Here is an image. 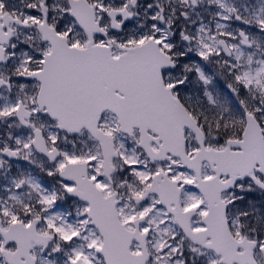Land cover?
I'll use <instances>...</instances> for the list:
<instances>
[{
	"label": "snow or ice",
	"instance_id": "6c2138e0",
	"mask_svg": "<svg viewBox=\"0 0 264 264\" xmlns=\"http://www.w3.org/2000/svg\"><path fill=\"white\" fill-rule=\"evenodd\" d=\"M0 264H264V0H0Z\"/></svg>",
	"mask_w": 264,
	"mask_h": 264
}]
</instances>
